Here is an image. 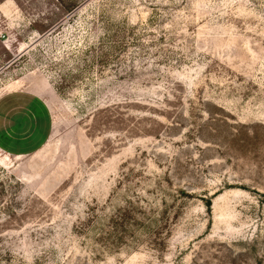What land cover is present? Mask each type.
<instances>
[{
    "label": "rangeland",
    "instance_id": "rangeland-1",
    "mask_svg": "<svg viewBox=\"0 0 264 264\" xmlns=\"http://www.w3.org/2000/svg\"><path fill=\"white\" fill-rule=\"evenodd\" d=\"M8 98L0 264H264V0H0Z\"/></svg>",
    "mask_w": 264,
    "mask_h": 264
},
{
    "label": "crops",
    "instance_id": "crops-1",
    "mask_svg": "<svg viewBox=\"0 0 264 264\" xmlns=\"http://www.w3.org/2000/svg\"><path fill=\"white\" fill-rule=\"evenodd\" d=\"M35 102H22L11 99H0V144L12 148L16 145V153H24L18 144L22 139H31L34 135L38 137L37 130H33V121L39 116L35 109ZM19 111L20 116L17 115ZM37 115V117H36ZM36 117L37 119L33 118ZM36 132V134H35ZM34 134V135H33ZM6 141V142H4Z\"/></svg>",
    "mask_w": 264,
    "mask_h": 264
}]
</instances>
